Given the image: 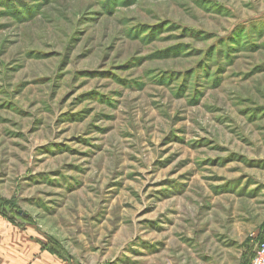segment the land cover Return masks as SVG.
<instances>
[{
	"label": "rangeland",
	"instance_id": "1",
	"mask_svg": "<svg viewBox=\"0 0 264 264\" xmlns=\"http://www.w3.org/2000/svg\"><path fill=\"white\" fill-rule=\"evenodd\" d=\"M0 210L75 264H250L264 0H0Z\"/></svg>",
	"mask_w": 264,
	"mask_h": 264
},
{
	"label": "crops",
	"instance_id": "2",
	"mask_svg": "<svg viewBox=\"0 0 264 264\" xmlns=\"http://www.w3.org/2000/svg\"><path fill=\"white\" fill-rule=\"evenodd\" d=\"M51 239L36 225H22L0 212V264H75L73 259L51 252Z\"/></svg>",
	"mask_w": 264,
	"mask_h": 264
},
{
	"label": "built area",
	"instance_id": "3",
	"mask_svg": "<svg viewBox=\"0 0 264 264\" xmlns=\"http://www.w3.org/2000/svg\"><path fill=\"white\" fill-rule=\"evenodd\" d=\"M251 264H264V242L258 246Z\"/></svg>",
	"mask_w": 264,
	"mask_h": 264
},
{
	"label": "water",
	"instance_id": "4",
	"mask_svg": "<svg viewBox=\"0 0 264 264\" xmlns=\"http://www.w3.org/2000/svg\"><path fill=\"white\" fill-rule=\"evenodd\" d=\"M18 213H19L21 216H23V217H25V218H28V214L25 213L24 211L20 210Z\"/></svg>",
	"mask_w": 264,
	"mask_h": 264
},
{
	"label": "trees",
	"instance_id": "5",
	"mask_svg": "<svg viewBox=\"0 0 264 264\" xmlns=\"http://www.w3.org/2000/svg\"><path fill=\"white\" fill-rule=\"evenodd\" d=\"M0 212H3L4 213V210H0ZM19 212V211H18ZM5 214V213H4ZM19 214V213H18ZM20 215V214H19ZM23 217V216H22ZM23 218H25V217H23ZM51 252H53V253H56V250H55V248L53 247V248H51ZM255 256V255H254ZM254 258V257H253ZM251 264V263H250Z\"/></svg>",
	"mask_w": 264,
	"mask_h": 264
}]
</instances>
